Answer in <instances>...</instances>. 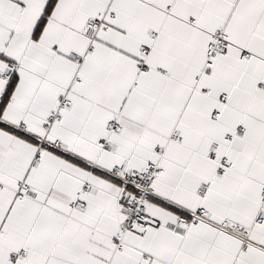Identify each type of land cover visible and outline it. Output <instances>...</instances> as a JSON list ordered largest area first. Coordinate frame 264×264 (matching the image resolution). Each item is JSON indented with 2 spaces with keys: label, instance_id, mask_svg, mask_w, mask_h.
I'll use <instances>...</instances> for the list:
<instances>
[{
  "label": "snow or ice",
  "instance_id": "obj_1",
  "mask_svg": "<svg viewBox=\"0 0 264 264\" xmlns=\"http://www.w3.org/2000/svg\"><path fill=\"white\" fill-rule=\"evenodd\" d=\"M0 264H264V0H0Z\"/></svg>",
  "mask_w": 264,
  "mask_h": 264
}]
</instances>
